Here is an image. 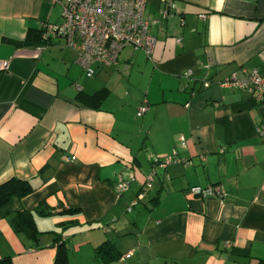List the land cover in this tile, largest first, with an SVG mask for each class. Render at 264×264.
Listing matches in <instances>:
<instances>
[{
    "label": "crops",
    "instance_id": "crops-1",
    "mask_svg": "<svg viewBox=\"0 0 264 264\" xmlns=\"http://www.w3.org/2000/svg\"><path fill=\"white\" fill-rule=\"evenodd\" d=\"M161 1L146 0L150 57L124 47L87 78L61 40L24 43L59 3L0 0V183L34 188L0 210V258L53 264L65 237L69 264H264V103L219 85L241 67L264 76V0H175L166 19ZM168 155L182 161L153 165ZM207 185L220 195L191 191ZM22 211L38 248L11 228ZM105 241L117 257L94 256Z\"/></svg>",
    "mask_w": 264,
    "mask_h": 264
},
{
    "label": "built area",
    "instance_id": "built-area-1",
    "mask_svg": "<svg viewBox=\"0 0 264 264\" xmlns=\"http://www.w3.org/2000/svg\"><path fill=\"white\" fill-rule=\"evenodd\" d=\"M51 3H59L61 7L60 21L54 23L42 21L39 23L41 39L49 42L61 39L64 46L76 52V63L83 70L87 78L95 74V65H109L116 63L120 50L130 47L133 50L143 51L150 57L155 36L149 31L150 21L145 15L146 0H49ZM160 18L166 19L179 12L175 0H162ZM200 19H206L207 15H197ZM180 43L181 37H176ZM46 46H37L41 51ZM9 67L8 60H0V71ZM186 76L190 75L187 71ZM220 86L246 90L254 94L258 102L264 103V76H261L257 69L248 71L244 68H237L230 72L219 82ZM147 110V103L144 101L138 108L137 116H141ZM257 133L264 139V127H257ZM181 144H184L183 139ZM63 161H70L73 157H62ZM182 161L175 155H168L162 158H153L154 166L164 168L172 162ZM156 173L155 168L150 172L143 183L140 192L133 199L128 207L131 210L141 201L147 191L151 188V182ZM129 185L127 180L117 183L116 189L123 191ZM191 191L205 196L209 194L220 195L217 185L206 187L193 186Z\"/></svg>",
    "mask_w": 264,
    "mask_h": 264
},
{
    "label": "trees",
    "instance_id": "trees-1",
    "mask_svg": "<svg viewBox=\"0 0 264 264\" xmlns=\"http://www.w3.org/2000/svg\"><path fill=\"white\" fill-rule=\"evenodd\" d=\"M49 42H45L44 40L41 39V33L39 28L36 30L28 31L26 38L24 40L25 44H32L35 45L36 47L40 45L46 46L42 50H45L47 48ZM33 190L34 188L29 184V182L23 179L12 177L3 181L2 183H0V210L3 206H5L9 202L11 198L24 197L29 193H31ZM63 211L73 212L70 211L69 209ZM35 212L43 215L48 214V213H43L41 209H36ZM35 212H31V211L16 212L9 217V223L15 234L23 236L26 240H28L31 243V245L34 248H38L39 245L37 244V242L41 232L37 229L35 225V218H34ZM65 242H66L65 237H61L59 240L56 241L55 244L56 252H55L53 264H69L67 246ZM114 248L115 247L114 245H112V243L105 241L94 249V256L99 257L100 254H103L105 257H107V259H113L118 256V253H113V254L110 253ZM0 264H12L11 257L10 256L1 257Z\"/></svg>",
    "mask_w": 264,
    "mask_h": 264
},
{
    "label": "rangeland",
    "instance_id": "rangeland-1",
    "mask_svg": "<svg viewBox=\"0 0 264 264\" xmlns=\"http://www.w3.org/2000/svg\"><path fill=\"white\" fill-rule=\"evenodd\" d=\"M150 6H151L150 3H148L147 9H146L147 11L150 8ZM49 12H50V16L52 17L53 21H55V22L60 21V18H61V7H60V5L57 4V5L53 6L51 11H49Z\"/></svg>",
    "mask_w": 264,
    "mask_h": 264
}]
</instances>
